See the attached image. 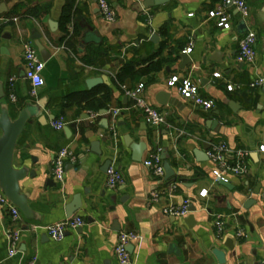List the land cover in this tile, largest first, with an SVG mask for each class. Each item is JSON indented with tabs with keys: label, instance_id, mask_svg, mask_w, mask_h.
<instances>
[{
	"label": "crops",
	"instance_id": "crops-1",
	"mask_svg": "<svg viewBox=\"0 0 264 264\" xmlns=\"http://www.w3.org/2000/svg\"><path fill=\"white\" fill-rule=\"evenodd\" d=\"M106 1L116 16L112 23L103 18L98 0H0V86L5 100L13 118L27 105L39 108L14 153V167L28 170L20 190L28 196L37 220L21 213V220L13 223L0 210V264H118L114 251L123 232L137 236L126 248L131 264H219L214 250L225 254V264H264V153L259 150L264 146V88L263 83L251 87L258 80L264 82V0H243L249 8L245 21L229 9V30L208 18L223 0H168L143 11L138 5L144 0ZM35 5L48 7L47 13L39 19L20 17ZM66 5H72L75 13L63 24ZM241 22L257 36L253 63L236 59L246 32L239 29ZM86 32H96L100 44L84 45ZM38 34L50 58L42 72L44 85L32 97L25 78L24 45L35 47L33 36ZM163 45L161 58L170 61L161 71L121 88L113 84L125 62L147 60ZM188 48L191 63L180 69V54ZM100 77H106L110 86L93 89L112 92L105 115L95 113L99 117L93 120L92 112L77 106L62 112L65 95L88 90L86 81ZM173 77L179 84L191 80L214 108L204 111L185 101L176 87L168 85ZM138 84L144 85L143 99L165 116L164 126L150 127L134 108L126 93ZM162 92L170 95L173 105L157 104ZM113 111L118 112L115 118ZM60 120L69 134L65 128H53ZM126 136L146 146L141 162L133 161ZM217 144L227 146L231 163L234 152L248 153L246 174L228 176V187L211 173L215 166L207 154ZM66 148L74 161L66 162L59 182L54 160ZM163 152L172 179H165V174L156 178L144 166L145 160L156 154L161 158ZM204 153L207 157L202 160ZM107 162L108 169L114 168L123 178L113 189L106 184ZM76 195L81 208L72 218L82 219L84 225L67 232L61 241L51 239L43 228L65 221V208ZM186 203L195 212L183 218L164 214L165 209ZM217 215L225 223L221 236L214 227ZM15 232L17 248L10 256Z\"/></svg>",
	"mask_w": 264,
	"mask_h": 264
},
{
	"label": "built area",
	"instance_id": "built-area-1",
	"mask_svg": "<svg viewBox=\"0 0 264 264\" xmlns=\"http://www.w3.org/2000/svg\"><path fill=\"white\" fill-rule=\"evenodd\" d=\"M234 8L241 15L242 19L245 21L249 16V8L243 0H223L222 3L216 6L213 10L208 12V18L216 20L218 28L223 30H229L231 28L230 15L228 10ZM98 9L102 14L105 21L112 23L115 21L116 16L113 9L109 6L106 0H98ZM16 21V19H13ZM257 36L255 32L249 28L246 29L242 39L239 41L237 61L239 63H253L255 59V47H256ZM185 53H190L191 48L184 51ZM24 63H25V78L31 84V96L36 97L37 91L43 87L44 81L42 78V72L45 68V63L42 61L38 51L31 43H26L24 45ZM218 77V74L214 75ZM14 79L10 80V87L12 89ZM263 83L262 80H258L251 87H259ZM170 87H176L179 95L196 108L202 109L204 111H209L214 108V102L212 100L204 99L200 93L198 87L189 79L179 81L176 77H173L168 82ZM228 91L232 90V86L227 87ZM144 91V85L138 84V86L126 94L134 100V108L139 110L143 116L145 123L152 128H159L165 125V116L156 110L153 106L149 105L142 97ZM11 101H15V97L11 94ZM113 118L118 116L117 111L112 112ZM91 119H96L99 117L98 114L91 113ZM53 128L57 130H62L66 127V124L62 120L54 122L52 124ZM259 150L264 153V146L260 147ZM229 149L224 144L214 145L208 151V158L214 164V169L212 170V176L215 181H227L228 176H242L246 174L245 159L248 153L243 150H238L234 152V161L231 163L226 158V154ZM74 157L68 148L63 149L59 152L54 160V176L57 181L62 182L65 174V164L66 162H73ZM144 166L150 170V172L156 178H162L165 174L163 168L162 159L158 154L151 156L149 159L144 161ZM106 184L107 187L113 189L118 185L123 183V178L121 174L114 168H110L106 172ZM206 193L201 192L200 195L204 196ZM157 196L153 195V199ZM188 203L179 207H169L164 210V214L167 217L172 218H183L189 214ZM0 210L7 213L13 223H17L21 220V212L14 207L6 197L0 192ZM84 221L78 217L66 219L63 222L53 224L46 228H43L48 236L55 240L61 241L65 237L66 233L69 231H77L82 228ZM214 227L218 236L223 235L225 231V223L223 216L217 215L214 217ZM238 237L242 236V233L237 234ZM137 241V236L133 233H120L118 241L115 247L114 255L118 264H131V258L127 251V245ZM18 234L15 232L11 238V250L10 256H12L17 248Z\"/></svg>",
	"mask_w": 264,
	"mask_h": 264
},
{
	"label": "water",
	"instance_id": "water-1",
	"mask_svg": "<svg viewBox=\"0 0 264 264\" xmlns=\"http://www.w3.org/2000/svg\"><path fill=\"white\" fill-rule=\"evenodd\" d=\"M168 0H144L141 4L138 5L139 10H148L151 8L159 7L167 3ZM239 29L243 32L246 31L245 23L241 22ZM39 34L33 36L35 39V47L45 63L49 60L50 55L45 50L43 45L39 42ZM151 41L156 42V37L152 36ZM83 44L93 43L95 45L100 44V38L96 32H86L83 39ZM4 49L1 50L3 52ZM181 65L180 69L185 68L191 63L189 55L185 52L180 54ZM99 85L110 86L106 77H100L95 79H89L86 81V88L92 90L93 88ZM264 88V82H263ZM157 104L160 106H166L168 102L174 104V101L170 99V95L167 93H159L156 98ZM39 113V108L31 105H27L23 110H21L15 118L11 114L10 107L5 100V93L3 92L2 87L0 86V192L6 197V199L16 207L22 215L28 220H37L34 213L30 210L28 205V196L21 192L20 182L28 176L27 168L16 169L14 167V153L18 144V141L23 134L25 127L29 120L37 116ZM107 111L103 110L100 112L101 115H105ZM103 126L107 128V120L103 121ZM69 134V129L65 128L64 130ZM126 146H128L133 152V161L141 162L143 152L146 150V146L141 143L134 144L132 140L126 136L124 138ZM209 148L207 145L204 150ZM202 160H205L206 154H203ZM207 157V156H206ZM163 160V168L165 172V179H172L174 176L171 167L166 158V153L163 152L161 155ZM110 167V162H107L105 165V170L107 171ZM215 180V178H213ZM222 186L228 187V183L225 181H218ZM81 208V198L79 195H76L72 202L65 208V215L67 219L72 218ZM189 213L195 212L193 206H189ZM191 220V218H189ZM227 246L231 248L230 242L227 243ZM171 250H175L172 246ZM214 256L218 260L219 264H225V254L219 250L213 251Z\"/></svg>",
	"mask_w": 264,
	"mask_h": 264
},
{
	"label": "trees",
	"instance_id": "trees-1",
	"mask_svg": "<svg viewBox=\"0 0 264 264\" xmlns=\"http://www.w3.org/2000/svg\"><path fill=\"white\" fill-rule=\"evenodd\" d=\"M48 7H42L40 5H35L33 7H28L25 9L23 14L20 17L39 19L47 13ZM74 10L72 5H66L62 11V23L68 24L71 18L74 15ZM8 24H12V21L9 20ZM67 33V31L65 32ZM164 47L161 46L159 52L151 56L147 60L140 62L127 61L124 63L123 67L113 78V84L117 88H121L125 85L126 82L135 83L138 82L143 77H148L154 73H158L162 70V67L165 63L170 60L161 58V50ZM112 98V92L108 88H99L93 90H84L75 93L65 95L62 98L61 109L64 112V109L77 106L83 110L98 113L107 108V105L110 103ZM12 113V112H11ZM14 117V115L12 114Z\"/></svg>",
	"mask_w": 264,
	"mask_h": 264
}]
</instances>
